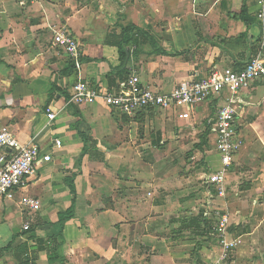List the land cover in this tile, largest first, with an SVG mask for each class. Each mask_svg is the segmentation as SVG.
I'll list each match as a JSON object with an SVG mask.
<instances>
[{"label": "crops", "instance_id": "1", "mask_svg": "<svg viewBox=\"0 0 264 264\" xmlns=\"http://www.w3.org/2000/svg\"><path fill=\"white\" fill-rule=\"evenodd\" d=\"M258 7V0H0V129L51 155L36 163L23 186L0 195V264H24L23 248L29 264L218 260L217 238L199 231L195 217L198 209L212 207L206 196L189 193L194 178L176 175L171 159L177 147L191 149L205 133L206 142L194 150L211 172L221 169L220 161L211 162L218 156L207 128L221 100L127 116L102 102L68 98L79 78L112 87L124 76L119 68L165 93L213 67L240 69L260 33ZM130 23L164 53L139 37L121 65L109 35ZM61 25L79 44V70L52 43ZM235 105L241 148L226 168L213 209L217 221L225 218L227 238L239 240L227 264H264V80L241 91ZM48 108L55 113L51 121ZM199 173L208 183L206 172ZM69 182L76 191L74 216L61 228L58 214L71 206ZM23 197L36 200L38 209L22 203ZM192 220L195 228L186 229ZM208 224L212 231L215 224ZM49 237L58 242L53 261L35 241Z\"/></svg>", "mask_w": 264, "mask_h": 264}, {"label": "built area", "instance_id": "2", "mask_svg": "<svg viewBox=\"0 0 264 264\" xmlns=\"http://www.w3.org/2000/svg\"><path fill=\"white\" fill-rule=\"evenodd\" d=\"M255 18L260 26L254 52L240 69L213 67L200 79H192L177 84L170 92H160L142 83L139 76L130 74L109 88H100L96 83L79 78L70 89L69 101L76 104L102 102L105 106L127 115L134 116L147 109L169 110L189 108L211 98H218L221 103L207 120L208 133L213 141L214 150L221 163V169L214 170L205 176L208 184L218 192H222L225 182V171L234 161L241 148V136L236 123V101L241 91L248 89L256 82L264 80V0H258ZM52 43L64 52L79 70L81 50L73 33L64 25L54 30ZM46 116L49 121L55 113L48 108ZM180 117H187L181 113ZM55 146L60 140L55 139ZM50 154H43L35 143L19 142L16 135L8 128L0 129V195L23 186L34 173L36 163L49 161ZM22 203L38 209L36 200L23 197ZM28 230L29 224L22 226ZM218 233L221 247L219 259L206 264H227L228 251L239 240L226 236L225 218H221L213 226Z\"/></svg>", "mask_w": 264, "mask_h": 264}, {"label": "trees", "instance_id": "3", "mask_svg": "<svg viewBox=\"0 0 264 264\" xmlns=\"http://www.w3.org/2000/svg\"><path fill=\"white\" fill-rule=\"evenodd\" d=\"M244 9L241 11V14L239 15L241 18H244ZM246 20V19H245ZM109 37L112 38L111 43L116 46L117 51H118V56L121 62V65H123L127 55L130 53V48H128V45H134L136 46L138 44V38L143 37L144 39L148 40L149 43L153 46V49L163 52L162 49L158 48L152 39V37L147 34L146 31L142 30L141 28L137 27L136 25L130 23L127 24L126 26L122 27V30L120 31L119 34H110ZM109 40H107L108 42ZM133 54H136V52H133ZM82 61V58H81ZM70 67H72V64L70 63ZM122 72L124 76L120 77L118 81L125 79L128 75L124 71V68H119L117 69V73ZM114 81V85L118 82ZM67 96V95H66ZM208 128V127H207ZM83 139L86 137L81 134L80 135ZM205 133L200 136V142L198 144H195V147H200L201 144L205 143ZM82 157V155H81ZM81 157L79 159H81ZM69 188H70V193H71V206L64 212H60L58 214V224L62 228L63 224L65 221L68 219H71L74 216V205H75V196H76V191L74 188V185L69 182ZM204 234H209L211 232V225L208 224L207 220H204ZM218 240V238H217ZM35 241L39 244V247H42L47 250L48 254V261H53L57 258V246L58 242L56 241V238L49 237V238H35ZM23 253V263L24 264H29L32 260L29 258L28 253H26V249H22Z\"/></svg>", "mask_w": 264, "mask_h": 264}, {"label": "rangeland", "instance_id": "4", "mask_svg": "<svg viewBox=\"0 0 264 264\" xmlns=\"http://www.w3.org/2000/svg\"><path fill=\"white\" fill-rule=\"evenodd\" d=\"M191 140V139H188ZM193 148V149H192ZM194 148L196 147H191V149H183V148H179L177 147L175 150V157L172 160V163L175 165V173L176 175H189L191 177L194 178V182L193 185L190 186V194L194 195L197 194V197H199V199H204V197L206 196L207 198V204L209 206L212 207L211 209H207V211H205V209H198L197 215H195V217L197 218V226L199 228V231H202L204 227V220H207V222H213L214 224H216L217 221V214L214 213V211H216L215 209H213V205H214V199L215 196L217 195V190H215V188L206 183L203 182L199 179L200 177V173L196 174V172H201V171H205L206 175H208L209 173H211V171L205 166L204 163V159L202 157L201 153H197V150ZM211 162L213 164L218 163L219 162V158H217L216 156L213 157L211 159ZM166 168L161 169V171L166 172ZM203 182V183H201ZM201 190V191H200ZM207 190V192L205 191ZM206 202H204L205 204ZM192 222H196V221H191L190 225L188 227L186 226H181V228L184 229V227H186V229H191V228H195L194 226H196L195 224H193V226H191ZM212 235L215 236L216 238H218V233L213 229L211 231Z\"/></svg>", "mask_w": 264, "mask_h": 264}]
</instances>
